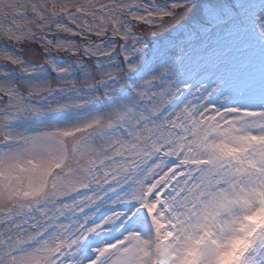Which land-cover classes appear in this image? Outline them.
<instances>
[{"label": "snow or ice", "instance_id": "6c2138e0", "mask_svg": "<svg viewBox=\"0 0 264 264\" xmlns=\"http://www.w3.org/2000/svg\"><path fill=\"white\" fill-rule=\"evenodd\" d=\"M0 264H264V0H0Z\"/></svg>", "mask_w": 264, "mask_h": 264}]
</instances>
